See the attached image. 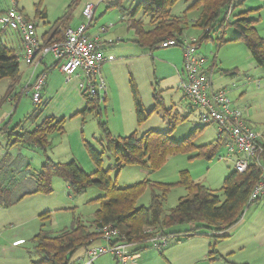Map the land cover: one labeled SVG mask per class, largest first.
Masks as SVG:
<instances>
[{"label":"rangeland","instance_id":"rangeland-1","mask_svg":"<svg viewBox=\"0 0 264 264\" xmlns=\"http://www.w3.org/2000/svg\"><path fill=\"white\" fill-rule=\"evenodd\" d=\"M16 1L23 14L37 24L40 38L47 30L59 24V20L76 29L87 22L82 14L85 4L92 2L97 5L89 27L90 33L114 40L112 44H105L104 48L109 49L110 46L115 55L112 61L104 62L105 65L112 63V66L103 70L110 89L108 100L100 102L96 111L86 113V130L90 128L93 133L91 136L92 133L87 132V139L97 150L103 152L102 167L109 171L119 186L142 181L173 184L164 203L165 214L178 204L181 196L187 194L186 188L181 184V174L184 171L195 182L222 193L224 180L233 172L234 163L227 158L225 146H221L214 155L204 153L203 146L218 139V130L215 125L205 126L202 123L199 115L201 110L193 107L181 86L180 72L185 65L182 47H157L151 50L135 41V32L128 26V21L140 0ZM195 1L177 0L171 7L173 15H186L190 22L183 35L186 40L193 36L199 37L202 32L201 28L191 26L194 21L198 22L203 12L201 5L190 7ZM12 5L11 0H0V15ZM242 14L257 20L256 30L264 39V0H235L228 11L227 20L232 23ZM223 17L222 13L217 22L222 21ZM134 18L146 25L150 21L142 10L136 11ZM106 27L108 31L103 32ZM0 35L8 45L17 47L19 44L16 30L3 28L0 24ZM220 35L221 33L213 31V39L202 42L199 49L200 54L207 57L212 84L215 89L227 90L235 105L247 106L246 117L253 127L261 130L264 128V69L256 63L246 44L235 40L238 30L233 24L227 27L224 42L218 45L216 37ZM50 58L52 57L49 55L46 60ZM25 79L26 76L18 91L27 86ZM10 83V78L0 80V128L7 125L8 128L15 127L19 131L26 130L38 107L32 96L26 93L16 112L10 103L1 105ZM133 87L146 113H151L143 121H139L137 116ZM156 93L162 102H157L154 98ZM44 101L42 98V102ZM87 106L88 101L85 99V106L81 110ZM176 113L185 118L173 124ZM101 124L106 125L114 138L133 132L142 136L149 131L168 134L176 142L192 133L194 136L191 147L170 155L158 170L146 171L136 164L117 168L112 154L106 149V137ZM0 143L2 157L9 151L3 134L0 135ZM10 152L29 161L35 172L44 163L40 150L33 147L13 146ZM220 155L224 157L219 158ZM103 195V190L97 186L74 195L63 178L54 177L51 193H34L8 207L0 204V264H31L33 260H39L42 256L34 248L33 237L42 227L55 235L71 226L74 217L92 225L100 207L96 199ZM151 199L152 189L148 188L137 206L149 207ZM43 213H48L49 217L40 219ZM186 227L169 228L167 232H177ZM102 243V240L96 242ZM139 246L135 247L141 253L139 264H264V197L245 209L242 221L227 237H213L209 229L202 228L191 237L182 235L169 238L163 248H157L154 241ZM203 252L210 257H201ZM84 253L85 248L75 251L71 262L79 263ZM218 254H223L229 263L219 259ZM93 264H116V261L108 252L96 257Z\"/></svg>","mask_w":264,"mask_h":264},{"label":"trees","instance_id":"trees-1","mask_svg":"<svg viewBox=\"0 0 264 264\" xmlns=\"http://www.w3.org/2000/svg\"><path fill=\"white\" fill-rule=\"evenodd\" d=\"M176 1H139L128 21V26L134 30L135 41L139 45L154 50L169 39L176 40V46L182 45L184 32L189 28L190 22L186 15L172 14L171 7ZM234 2L235 0H196L190 6L195 8L201 5L203 11L198 22L191 23V26L202 30L197 37V43L201 47L202 42L213 39L211 33L216 31L221 33L216 37V41L218 40V45L222 44L227 27L233 24L238 30L235 40L243 41L256 63L264 69V39L256 30L257 20L246 14L238 16L232 23L227 20L228 11ZM138 10H142L144 15L149 17L148 25L134 18ZM222 13L223 20L217 22ZM58 23L41 36L40 39L45 45L53 44L64 38V32L69 26L62 20ZM35 25L37 27L36 23ZM199 49L198 53H200ZM20 58L17 48L3 42L0 35V80L2 78L11 79L1 105L13 94L20 82ZM58 63L56 61L54 65ZM25 89V87L21 88L18 98L24 95ZM133 91L137 116L139 121H143L151 113H146L134 87ZM154 98L157 102H162L158 93ZM85 99L88 101L86 111L94 112L99 108L100 101L97 99L89 97ZM36 105L38 109L33 114V119L40 116L45 103L41 101ZM184 118L185 116L176 113L172 123L175 124ZM101 125L106 137V149L112 154L117 168L136 164L145 170H158L170 155L191 147L194 136L192 133L182 141L176 142L168 134L149 131L142 136L133 132L124 137L114 138L106 125ZM64 127V118L48 117L33 130L19 131L18 128H8L7 125L0 128V135L5 136L7 149L17 145H30L40 148L45 155L44 163L36 172L32 170L30 162L22 156H13L7 151L0 157V204L2 206H12L34 193H51L54 177L63 178L74 195L82 194L91 186H97L104 192L103 196L96 199L100 207L95 213L92 225L86 224L79 217H74L71 226L55 235L42 227L33 237L34 248L42 257L39 260H33L31 264H69L73 253L78 249L85 248L87 251L90 247L98 245L96 242L102 237L98 229L106 224H113L119 229L121 235L119 240L138 246L148 241H162L163 239L166 240L167 245L171 237L182 235L191 237L202 228L209 229L213 237L224 238L242 221L245 209L262 198L254 202L249 200L253 188L260 180L259 164L264 163V146L258 158L250 159L251 163L244 172H239L234 168L233 172L225 178L221 194L195 182L187 171L182 172L181 184L186 188L187 194L181 196L178 204L165 214L164 203L173 184H154L151 181H142L121 187L112 179L109 171L102 167L103 152L91 145H87V148L98 166L93 173H88L76 159L68 162H57L51 159L48 155L50 136L54 132L62 133ZM221 146H225V138L218 135V139L214 143L203 146V150L204 153L214 155ZM241 156L240 154L233 155L231 157L233 163ZM148 188L152 189L150 206H137L139 199ZM48 217V213L40 215V219L43 220ZM177 226L187 227L177 232H167L169 228ZM218 258L226 260L223 254H218ZM226 262L229 263L227 260Z\"/></svg>","mask_w":264,"mask_h":264},{"label":"built area","instance_id":"built-area-1","mask_svg":"<svg viewBox=\"0 0 264 264\" xmlns=\"http://www.w3.org/2000/svg\"><path fill=\"white\" fill-rule=\"evenodd\" d=\"M13 5L0 15L3 28L9 27L21 34L23 43L22 60L34 68L40 66L49 55L59 62V67L67 79L81 77L79 87L85 98H95L100 102L108 100V87L101 75V66L107 61L103 47L112 44L114 40L103 39L99 35L89 33V27L97 5L87 2L82 14L86 18L76 29L67 27L64 38L53 44L45 45L37 33L35 22L29 20L17 7V1L11 0ZM109 27V26H108ZM104 28L103 32H107ZM174 39L160 44L162 48L176 46ZM184 55V70L181 72V86L187 98L195 109H200V120L204 125H215L218 135L225 138L227 158L235 154L242 155L234 162V168L244 172L252 158H258L263 151L264 129L257 130L246 117L247 106L235 105L227 90L215 89L209 75L207 57L198 53L197 37L182 43ZM185 73V76H184ZM47 78L46 71L39 73L25 88L24 94L32 96L35 104L41 102L42 91ZM224 157L220 155L219 158ZM260 180L253 188L250 201L254 202L264 196V163L259 164ZM102 244L87 250V260L83 264H93V260L105 253H111L117 264H133L136 252L132 249L135 244L119 240L120 231L113 224L100 227ZM157 248L166 245V240H153ZM72 264V263H71Z\"/></svg>","mask_w":264,"mask_h":264},{"label":"crops","instance_id":"crops-1","mask_svg":"<svg viewBox=\"0 0 264 264\" xmlns=\"http://www.w3.org/2000/svg\"><path fill=\"white\" fill-rule=\"evenodd\" d=\"M88 31L90 33V30ZM18 41H19L18 44L19 46L17 45L16 47L15 45V47L19 52V56H21L23 54V43H22L21 34L19 32H18ZM103 50L107 57V61H112L113 56L115 55L114 49H110L109 46V49L103 47ZM55 62L56 61H54L52 58L47 60L45 58L44 62L40 66L34 68L32 65L25 63L22 60V58H20V63H21L20 82L17 88L14 90L13 94L2 104L5 103L12 104L13 111L16 112L23 98V97H19V98L17 97L18 94L20 93V91H18L17 89L21 85L24 77L26 76L25 80L27 81L26 83L28 85L35 79V77L39 73H41L42 71H46L47 78H46L45 86L42 91V98L43 100H45L44 101L45 107L37 119L31 120V123L29 124L27 129L33 130L37 125H39L43 121V119L48 117L64 118L65 119L64 131L62 133L54 132L50 136V146L48 148L49 157L57 162H68L72 159H76L77 161H79L81 166L88 173H93L98 169V166L89 155L87 148V145H91V143L87 139V132H90L91 134L92 131L90 130V128L88 129V131L86 130L87 128L86 108L81 110L85 106V97L82 94L79 87V81L81 77L74 76L71 79L66 80L64 74L60 70L59 67L60 64L58 63L57 65H54ZM104 65L105 63L102 64L100 72L105 82H107L106 78L103 75V70L104 68L108 69V67L112 66V63H108L105 66ZM106 84L109 89L108 83ZM79 117H82V119H79ZM91 136H93V133L91 134ZM17 146H21V145H17ZM23 146L33 147V149L40 150V148L36 146H30V145H23ZM91 146L95 148L93 145ZM8 150L10 152V150H12V147L8 148ZM40 152L42 153L45 161V155L43 151L40 150ZM135 247L136 245H134L132 250L136 252L137 255L135 256L136 258L133 260L132 263L139 264L138 262L141 259V253L140 250H137V248L135 249ZM201 257L208 258L209 254L207 255L205 252H203ZM86 259H87V251L86 253L83 254L82 257H80L81 261L79 263L76 262H71V263L83 264L86 261Z\"/></svg>","mask_w":264,"mask_h":264}]
</instances>
